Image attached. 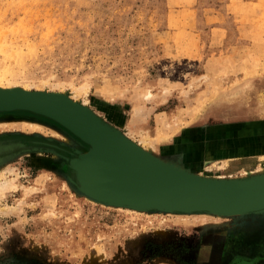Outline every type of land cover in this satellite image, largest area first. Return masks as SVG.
Returning a JSON list of instances; mask_svg holds the SVG:
<instances>
[{"label": "rangeland", "instance_id": "rangeland-1", "mask_svg": "<svg viewBox=\"0 0 264 264\" xmlns=\"http://www.w3.org/2000/svg\"><path fill=\"white\" fill-rule=\"evenodd\" d=\"M0 35L8 91L67 96L211 180L264 176V0H0ZM1 151L0 264H264V212L184 228L89 198L70 181L89 145L52 119L0 113Z\"/></svg>", "mask_w": 264, "mask_h": 264}, {"label": "water", "instance_id": "water-1", "mask_svg": "<svg viewBox=\"0 0 264 264\" xmlns=\"http://www.w3.org/2000/svg\"><path fill=\"white\" fill-rule=\"evenodd\" d=\"M20 90L0 92V113L29 111L42 115L89 145L87 153L76 151L78 156L70 160L74 174L70 181L93 200L133 210L168 213H180V208L195 213L210 209L239 212L240 216L264 212V176L233 181L193 177L145 152L67 96ZM12 147L4 152H15L13 156L50 151L21 142ZM144 174L161 187L155 191L147 187Z\"/></svg>", "mask_w": 264, "mask_h": 264}, {"label": "bare ground", "instance_id": "bare-ground-1", "mask_svg": "<svg viewBox=\"0 0 264 264\" xmlns=\"http://www.w3.org/2000/svg\"><path fill=\"white\" fill-rule=\"evenodd\" d=\"M1 36V35H0ZM1 43V42H0ZM4 46V45H3ZM6 46V45H5ZM1 47V46H0ZM1 49V48H0ZM3 49V48H2ZM1 51V50H0ZM4 52V51H3ZM2 53V52H1ZM13 53V52H12ZM9 69V68H8ZM8 69H7V72H8ZM9 74V73H8ZM3 75V74H2ZM11 85V84H10ZM10 89V88H9ZM25 89V88H24ZM7 92L8 91V89L5 87V85H3V83H2V81L0 80V92ZM8 93V92H7ZM24 93H26V92H24ZM28 93V92H27ZM48 93V92H47ZM20 94H22V93H20ZM30 94V93H29ZM28 119V118H27ZM28 123L27 124H25V129H29V130H32L33 132L35 131V132H38V129L40 128V126L37 124V123H35V122H33V121H27ZM90 123V122H89ZM23 126V125H22ZM18 128V127H17ZM24 128V127H23ZM22 128V129H23ZM2 129V128H1ZM24 129V130H25ZM20 131H21V128H20ZM27 132V131H26ZM35 134H37V133H35ZM109 142H110V140H109ZM108 142V143H109ZM154 146V145H153ZM205 148V147H204ZM148 151V150H147ZM256 151V150H255ZM149 153V152H148ZM204 153V152H203ZM226 153V152H225ZM218 155H217V158H225V157H230L231 155H233L232 153H228V154H222V153H217ZM256 154H257V156H256V158H258V159H261L262 161V165H263V168H264V149L263 148H261L258 152H256ZM254 155V154H253ZM221 156H223V157H221ZM236 157V156H235ZM42 158V157H41ZM243 159V158H242ZM163 162V161H162ZM227 162V161H226ZM181 171H183V172H185V173H188V174H190L191 176H193V177H197V178H202V179H210V178H208V177H206L203 173H202V170H199V172H190L189 170H186V169H183V168H179ZM249 170V169H248ZM260 172V171H259ZM260 174V173H259ZM258 174V175H259ZM94 177L95 176H92V179H94ZM143 177L145 178V179H143L144 180V182H145V184H146V186L147 187H151L154 191L155 190H157V188L158 187H161V184L159 183V182H153L151 179L152 178H149L148 177V175H143ZM150 179V180H149ZM212 179V178H211ZM214 179V178H213ZM217 179V178H216ZM248 179H250V177L248 178ZM12 182L10 183V182H8V183H4V184H0V195H3L4 194V192L6 191V189H8L10 186L12 187ZM101 185V184H100ZM10 187V188H11ZM180 210H181V212L180 213H185L184 214V216H186V217H182L181 219H179V221H178V223L182 226V227H184V228H187V227H191V226H195V225H197V224H199V221H200V217L199 216H197V215H195V216H193V217H189L190 215H188V214H186V213H188V211H191L192 209H182V208H180ZM127 211H129V210H127ZM140 211V210H139ZM204 211H206V212H203V213H209V214H212V215H219V216H224V215H226V214H241V213H239V212H224V211H217V210H204ZM134 212V211H133ZM137 214H139V213H137ZM149 214V213H148ZM209 216V215H208ZM236 217V216H235ZM230 218H231V216H230Z\"/></svg>", "mask_w": 264, "mask_h": 264}]
</instances>
